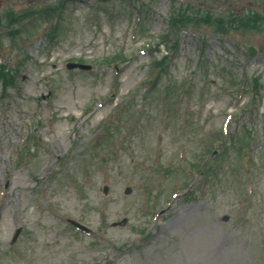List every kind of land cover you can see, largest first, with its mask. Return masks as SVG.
Listing matches in <instances>:
<instances>
[{
	"label": "rangeland",
	"instance_id": "rangeland-1",
	"mask_svg": "<svg viewBox=\"0 0 264 264\" xmlns=\"http://www.w3.org/2000/svg\"><path fill=\"white\" fill-rule=\"evenodd\" d=\"M0 264H264V0H0Z\"/></svg>",
	"mask_w": 264,
	"mask_h": 264
}]
</instances>
